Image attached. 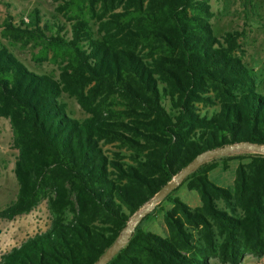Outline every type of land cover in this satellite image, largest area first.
<instances>
[{"label":"trees","instance_id":"trees-1","mask_svg":"<svg viewBox=\"0 0 264 264\" xmlns=\"http://www.w3.org/2000/svg\"><path fill=\"white\" fill-rule=\"evenodd\" d=\"M50 1L63 22L41 23L32 10L26 25L7 17L0 32V40L32 43L33 62L59 65L56 79L35 74L0 41V118L16 151L17 186L0 220L42 200L50 216L46 231L2 254L0 264H95L196 156L264 146V87L242 61V34L215 36L211 0ZM62 95L83 119L67 114ZM231 161L227 183L219 173ZM179 185L199 204L188 206L173 189L106 264L264 257V155L213 157ZM157 210L163 235L141 227Z\"/></svg>","mask_w":264,"mask_h":264},{"label":"rangeland","instance_id":"rangeland-1","mask_svg":"<svg viewBox=\"0 0 264 264\" xmlns=\"http://www.w3.org/2000/svg\"><path fill=\"white\" fill-rule=\"evenodd\" d=\"M213 17L210 20L215 36L219 37L224 32L237 31L242 34L239 39L243 51L242 61L251 68L260 81V88L264 87V0H211ZM55 4L50 0H0V32L3 21L8 17L11 23L18 25L22 18L28 19L32 10H37L41 23L52 24L56 21L63 22L55 13ZM67 28V25H66ZM92 30L95 27L92 26ZM1 43L20 61L29 71L41 75L57 78L58 63L48 59L42 63L32 60V43L20 45L13 40L1 39ZM60 101L65 105L67 114L77 120L84 118L74 100L62 95ZM106 150H113L105 146ZM124 152V149H119ZM243 154L236 153L234 155ZM16 151L11 146V134L6 120L0 118V209L13 201L16 194V183L12 174ZM235 161L228 164V170L219 173L220 177L230 183L233 178ZM214 175L218 174L213 171ZM216 183V182H215ZM218 183V182H217ZM224 187V186H223ZM173 195L190 207L199 204L194 192L187 191L184 186L177 185ZM50 216L46 209V201L42 200L30 213L17 216L11 221L0 220V256L11 248L17 247L25 239L35 234L43 233L49 226ZM143 230H148L158 235H163L165 227L160 211H154L151 218L141 225ZM210 260L209 264H214ZM217 264V263H216ZM241 264H264V257L252 258L246 255Z\"/></svg>","mask_w":264,"mask_h":264},{"label":"water","instance_id":"water-1","mask_svg":"<svg viewBox=\"0 0 264 264\" xmlns=\"http://www.w3.org/2000/svg\"><path fill=\"white\" fill-rule=\"evenodd\" d=\"M253 153L264 155V146L252 145L249 143H240L231 146H226L220 149L203 152L196 156L190 163L181 169L154 197L137 213L133 214L127 221L125 227L121 231L116 241L105 250L103 255L95 264H106L121 248L127 243L135 226L139 223L142 217L147 215L167 194H169L180 182L190 173L194 172L200 165L213 157H221L234 155L236 153ZM129 222L131 224L129 225Z\"/></svg>","mask_w":264,"mask_h":264},{"label":"built area","instance_id":"built-area-1","mask_svg":"<svg viewBox=\"0 0 264 264\" xmlns=\"http://www.w3.org/2000/svg\"><path fill=\"white\" fill-rule=\"evenodd\" d=\"M21 22H22V25H26L28 23V19L22 18Z\"/></svg>","mask_w":264,"mask_h":264},{"label":"bare ground","instance_id":"bare-ground-1","mask_svg":"<svg viewBox=\"0 0 264 264\" xmlns=\"http://www.w3.org/2000/svg\"><path fill=\"white\" fill-rule=\"evenodd\" d=\"M131 224V222H129V225Z\"/></svg>","mask_w":264,"mask_h":264},{"label":"crops","instance_id":"crops-1","mask_svg":"<svg viewBox=\"0 0 264 264\" xmlns=\"http://www.w3.org/2000/svg\"><path fill=\"white\" fill-rule=\"evenodd\" d=\"M214 264H216V262H213Z\"/></svg>","mask_w":264,"mask_h":264}]
</instances>
